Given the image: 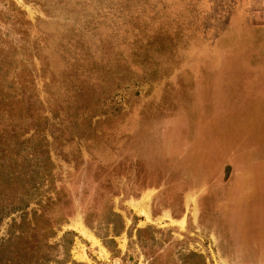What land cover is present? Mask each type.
Instances as JSON below:
<instances>
[{"label":"rangeland","instance_id":"rangeland-1","mask_svg":"<svg viewBox=\"0 0 264 264\" xmlns=\"http://www.w3.org/2000/svg\"><path fill=\"white\" fill-rule=\"evenodd\" d=\"M3 193L28 258L264 264V0H0Z\"/></svg>","mask_w":264,"mask_h":264},{"label":"trees","instance_id":"trees-1","mask_svg":"<svg viewBox=\"0 0 264 264\" xmlns=\"http://www.w3.org/2000/svg\"><path fill=\"white\" fill-rule=\"evenodd\" d=\"M136 21L139 22L140 20L138 19ZM124 25L125 26L128 25L127 18H125ZM100 26L102 27L103 24L101 23ZM93 27H95V26L93 25ZM6 197H7V195H5L4 193L0 194V201L1 202L4 201V199ZM11 209L14 210L15 208H11ZM11 209H9V210H11ZM3 210H4V207L0 208V220H2L4 217L3 216L4 214H1V213H5V212L9 211V210H7L5 212H2ZM72 235H73L72 233L64 234L65 238L70 237ZM6 246H7V244H3V246L0 247V264H51V263L60 264V262L55 260V258H53L51 255H49L45 251L42 253L38 251V253L36 255H31V257L28 258L27 253L25 251L23 253H21L20 251L16 252L14 250L6 251V249H5ZM46 247L49 249H52L51 246L46 245Z\"/></svg>","mask_w":264,"mask_h":264}]
</instances>
